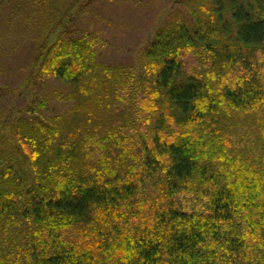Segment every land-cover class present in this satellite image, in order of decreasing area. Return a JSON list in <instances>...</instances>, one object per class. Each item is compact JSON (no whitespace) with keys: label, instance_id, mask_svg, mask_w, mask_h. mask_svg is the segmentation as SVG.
<instances>
[{"label":"trees","instance_id":"trees-1","mask_svg":"<svg viewBox=\"0 0 264 264\" xmlns=\"http://www.w3.org/2000/svg\"><path fill=\"white\" fill-rule=\"evenodd\" d=\"M30 1L0 264H264V0H172L131 66L101 59L82 5Z\"/></svg>","mask_w":264,"mask_h":264},{"label":"rangeland","instance_id":"rangeland-1","mask_svg":"<svg viewBox=\"0 0 264 264\" xmlns=\"http://www.w3.org/2000/svg\"><path fill=\"white\" fill-rule=\"evenodd\" d=\"M65 1L72 2L70 10L73 12H77L79 5L83 6L77 27L98 32L102 60L112 65L131 66L137 47L152 35L161 14L172 0ZM33 2L9 0L0 11V108L4 117L12 118L20 107L27 104L25 92L17 89V85L22 84L28 72L27 64L33 56L31 34L34 33V24L29 21L34 13ZM11 7L15 11L11 12ZM23 19L31 24L24 25ZM50 84L53 88L65 89V84L58 78ZM51 101L53 110L61 111L66 107L64 101Z\"/></svg>","mask_w":264,"mask_h":264}]
</instances>
